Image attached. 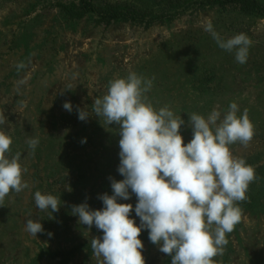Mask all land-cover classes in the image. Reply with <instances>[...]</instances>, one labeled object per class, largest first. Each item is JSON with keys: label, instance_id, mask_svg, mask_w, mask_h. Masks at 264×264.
<instances>
[{"label": "rangeland", "instance_id": "1", "mask_svg": "<svg viewBox=\"0 0 264 264\" xmlns=\"http://www.w3.org/2000/svg\"><path fill=\"white\" fill-rule=\"evenodd\" d=\"M191 2L167 12L174 16L152 22L106 23L95 13L83 14L80 0H0V111L7 118L0 131L11 137V153H21L29 184L19 194L10 192L0 206V264H102L90 247L102 231L79 225L71 206L87 201L92 209H102L98 196L112 194L109 177L123 179L117 171L118 126L104 124L92 104L106 94L110 80L130 71L155 77L148 96L157 109L169 105L185 120V144L192 139L188 113L206 117L213 108L224 113L233 101L238 115L248 109L255 135L246 147L238 142L230 147L255 168L258 179L252 183L259 194L255 204L241 206V221L226 234L224 254L214 259L217 264H264V16ZM95 3L147 11L145 20L167 6L164 0ZM209 21L225 38L248 35L252 45L246 63L217 46L203 30ZM20 62L25 67L18 70ZM66 101L73 105L71 112L63 108ZM77 108L88 111L87 121L78 119ZM35 137L39 145L33 154L26 140ZM37 190L60 197V210L52 215L39 210ZM118 202L134 209L137 200L132 195ZM130 218L139 225L134 210ZM27 219L40 220L44 233L26 232ZM139 238L146 264H171L147 230Z\"/></svg>", "mask_w": 264, "mask_h": 264}, {"label": "clouds", "instance_id": "2", "mask_svg": "<svg viewBox=\"0 0 264 264\" xmlns=\"http://www.w3.org/2000/svg\"><path fill=\"white\" fill-rule=\"evenodd\" d=\"M203 30L217 46L229 53L239 64L247 62L252 40L245 33L225 38L211 21ZM23 62L17 65L20 70ZM155 77L130 71L125 77L108 82L107 92L92 104V112L107 125H117L119 139L118 173L123 177L111 181L112 194L98 196L102 209H92L87 201L71 206V215L78 224L93 226L102 237L92 238V255L102 264H146L144 244L139 238L148 231L152 244L171 256V264H217L231 233L241 221V202L258 179L255 168L231 151L237 142L247 146L255 135V127L245 108L242 114L236 102L226 112L217 108L205 117L188 113L192 139L187 144L181 134L185 120L169 105L157 109L148 93ZM20 83H23L21 81ZM73 110L70 101L63 104ZM78 119L87 121V110L77 108ZM7 118L0 111V125ZM82 140L81 143H85ZM34 154L39 138L26 140ZM12 139L0 131V206L10 192L19 194L29 188L23 179L27 168L20 163L21 153H11ZM136 197V204L119 203ZM36 207L41 211L58 212L61 199L52 194L34 193ZM135 212L140 223L130 214ZM53 218V216H52ZM25 231L37 237L44 233L40 220L27 219ZM49 237L52 236L48 232Z\"/></svg>", "mask_w": 264, "mask_h": 264}, {"label": "trees", "instance_id": "3", "mask_svg": "<svg viewBox=\"0 0 264 264\" xmlns=\"http://www.w3.org/2000/svg\"><path fill=\"white\" fill-rule=\"evenodd\" d=\"M167 6L158 11L157 16H152L150 20H145L146 15L149 13L142 10H118L112 7V5L99 6L95 3V0H80V6L82 7V13H95L99 15L106 23H111L114 20H124L133 22H152L157 19H163L166 17H172L175 13H167L172 9L178 8L182 5L183 1L188 0H164ZM192 5L198 7L214 6L220 9H233L246 14L264 16V5L258 0H192ZM256 183H251L248 190L249 199L245 202H241L240 206L245 205L249 207L257 202V196L259 192L256 190Z\"/></svg>", "mask_w": 264, "mask_h": 264}]
</instances>
